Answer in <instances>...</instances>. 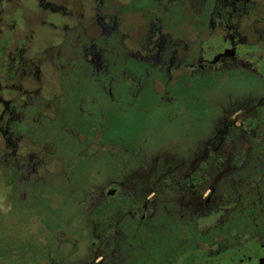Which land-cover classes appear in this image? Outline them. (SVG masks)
Wrapping results in <instances>:
<instances>
[{
    "label": "flooded vegetation",
    "instance_id": "af4514ba",
    "mask_svg": "<svg viewBox=\"0 0 264 264\" xmlns=\"http://www.w3.org/2000/svg\"><path fill=\"white\" fill-rule=\"evenodd\" d=\"M125 81L179 101L174 148L106 137L89 93ZM0 235V264H264V0H0Z\"/></svg>",
    "mask_w": 264,
    "mask_h": 264
},
{
    "label": "rangeland",
    "instance_id": "374dc122",
    "mask_svg": "<svg viewBox=\"0 0 264 264\" xmlns=\"http://www.w3.org/2000/svg\"><path fill=\"white\" fill-rule=\"evenodd\" d=\"M131 70L135 71L136 69L132 68ZM142 86L144 90L136 103H132L133 101L131 102L130 96H127V81L124 82L122 93L120 92V95L116 96L118 105H114L100 93H89V95L94 96L96 101L94 109L96 111L98 109L103 110L107 117L113 119V125L106 133V137L126 142L128 145H134L133 149H137V147L145 140H148V142L158 141V144L174 148L176 136L182 134L177 123L179 101L177 102V105L174 103L167 104L166 102L159 105L155 104L154 100L158 101L160 99L158 96H153V90H151L149 83L144 82ZM173 92L170 91L169 93ZM193 92L194 90L190 88H178L176 90V95L188 99ZM208 93V95H216V92ZM205 113H209V111H206ZM187 126L188 127L183 126V128L191 129L192 127L190 124H187ZM203 126L204 125L198 123L193 125L194 132H205L206 128V133H208L209 128ZM190 135H192V133H190ZM100 162L102 170L109 163L105 159ZM27 250L30 251L29 244L27 245ZM4 260H6V264H15L14 260Z\"/></svg>",
    "mask_w": 264,
    "mask_h": 264
}]
</instances>
